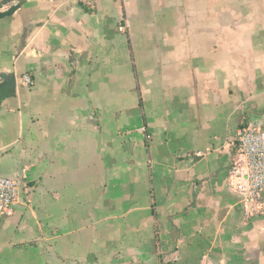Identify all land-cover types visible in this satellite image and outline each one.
Masks as SVG:
<instances>
[{
  "label": "crops",
  "instance_id": "1",
  "mask_svg": "<svg viewBox=\"0 0 264 264\" xmlns=\"http://www.w3.org/2000/svg\"><path fill=\"white\" fill-rule=\"evenodd\" d=\"M241 125L264 129V0H0V264H264Z\"/></svg>",
  "mask_w": 264,
  "mask_h": 264
},
{
  "label": "built area",
  "instance_id": "2",
  "mask_svg": "<svg viewBox=\"0 0 264 264\" xmlns=\"http://www.w3.org/2000/svg\"><path fill=\"white\" fill-rule=\"evenodd\" d=\"M80 1L93 7L96 0ZM119 29L123 30L124 26ZM18 80L25 86L32 82L28 73L22 74ZM235 142L236 151L228 167L229 188L239 198L246 219L264 215V129L241 125L236 130ZM19 198V181L0 176V214L12 216Z\"/></svg>",
  "mask_w": 264,
  "mask_h": 264
}]
</instances>
